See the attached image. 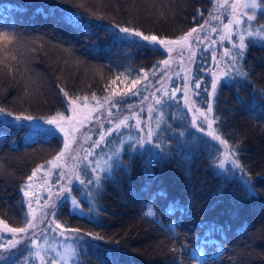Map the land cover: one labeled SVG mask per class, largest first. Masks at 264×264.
Segmentation results:
<instances>
[{"label":"trees","instance_id":"1","mask_svg":"<svg viewBox=\"0 0 264 264\" xmlns=\"http://www.w3.org/2000/svg\"><path fill=\"white\" fill-rule=\"evenodd\" d=\"M213 4V0H0V30L10 28V48H14L11 52L9 47H0V108L45 120L67 115L68 99L101 103L108 98L122 101L117 110L124 113L148 98L141 89H132L138 92L135 96L124 94L133 80L139 81L137 86L157 72L164 53L145 41L139 45L116 41L102 29L118 25L147 36L175 39L200 25ZM85 24L92 26L91 35L84 34ZM210 64L206 50L196 55L192 66L194 99L205 107L211 102L213 116L219 117L218 134L230 148H236V158L258 195L244 199L239 174H233L231 166H225L228 171L223 174L213 166L212 159L220 156L219 146L193 129L182 105L180 82L169 81L156 94L166 103L154 102L155 111H149V119L159 121V128L154 125L153 144L159 143L167 153L154 165V176L143 174L137 156L129 176L117 170L113 179L103 181L101 194L95 196L99 211H89V192L96 191L92 185L78 183L72 193L81 202L83 213H74L70 201L59 202L55 222L91 234L86 240L98 245L81 248L78 259H70L68 264H195L180 249L185 244L196 245L206 226L220 229L210 238L222 245V264H264V42L249 44L245 58L239 61L238 68L242 65L247 79L237 77L236 70L214 96L210 95ZM173 92L175 96L170 98ZM127 124L130 127L114 132L103 148L136 132L131 119ZM125 141L120 144L121 159L127 162L131 141ZM62 146L58 132L36 142H26L18 135L14 142L10 137L7 144L0 143V220L5 224L15 222L23 227L29 203L32 208L46 200L47 191L41 189L44 173ZM83 169L87 176L92 175L91 167ZM34 170L36 175L28 181ZM97 174L104 175L101 171ZM55 176L53 182L58 180ZM87 176L81 172V179ZM28 184L29 195L24 197L19 190ZM233 193L238 199H233ZM173 201L188 211L166 214ZM150 202L155 218L144 215ZM60 213L65 220L59 218ZM173 223L177 225L175 239L168 231ZM92 236L102 239L92 240ZM3 237L7 238L0 234V243ZM28 253L20 249V255L2 258L0 264H13L14 259L18 264ZM30 258L28 264H34Z\"/></svg>","mask_w":264,"mask_h":264},{"label":"rangeland","instance_id":"2","mask_svg":"<svg viewBox=\"0 0 264 264\" xmlns=\"http://www.w3.org/2000/svg\"><path fill=\"white\" fill-rule=\"evenodd\" d=\"M213 3V9L210 14L200 25L194 27L197 29V32L193 33V38L188 42L183 44L152 45L145 41L164 53V57L157 72L134 88V91L141 89L143 92H146L148 95L147 99L144 98L140 103L133 105L124 113L118 111L117 107L111 108L107 101L101 103L76 102L73 105L68 104L67 115L56 117L57 123L63 128V131L57 129V132L63 137V146L59 154L64 151L65 155L62 159L57 160L58 154L44 173L45 182L41 189L47 191V198L45 201L31 208L32 213L36 217L33 221L34 227L28 229L27 233H11L4 228L5 223L0 224V234L7 236V238L3 237L4 241L0 244L6 245L10 239L21 241V244L18 246L19 250H12V253L8 254L4 252L3 249H0V256L3 258L7 257L8 259L14 258L20 255V249L35 252L37 250L36 247L31 246V240L34 239L41 248L44 264H51L53 260L56 261V264H64L61 255L58 254L64 256L70 255L68 249L75 244V241L70 239V237L76 235V233L71 230L77 228L75 226L69 228L56 227L55 212L57 207L52 208L51 205L55 203L58 206L60 200L57 199V194L61 186L66 184L74 169L81 170L84 166L96 168L97 164H99L101 168L104 167V161L108 159L117 147H120V139L111 141L110 145L105 148H103V145L106 143L101 144L99 147L93 146V142L100 139L101 125L106 131L108 128L114 127L115 123L128 117V120L131 119L133 121V125L137 130L133 135H122L121 137L125 140H127L129 136L146 137L149 129L154 130V125L157 124V120L156 117L152 118V115V120L149 119V108H152L155 98L157 97L156 94H159L169 81L173 83L180 82L182 105L189 116V122L192 127L193 118H197V126L193 127V129L212 140L211 137L207 135V132L210 130L208 128V121L200 115L201 112H207L208 106L205 107L202 103L194 99L195 87H193L192 84L193 62L197 54L202 50H206L211 59L208 70L211 82L214 78L222 79L225 72L230 74V78L237 70L240 61H233V57L238 50L233 45H239V35L244 34L243 29L249 26L247 23H242L237 26L233 22L230 28L226 29L225 25L229 24L230 20L246 21L244 13L251 12L250 9H244L241 6L243 0H229L228 5L225 7H219V0H213ZM232 3L237 5L235 9L231 7ZM105 9L107 10L106 7ZM258 21L259 24H264V17H259ZM201 26H203V28H201ZM255 26L254 24L253 30ZM0 32H6L10 36L13 34L10 28L7 27H3ZM196 36H199V40L195 39ZM177 39L178 38H158V40L165 41H174ZM10 44H12V41L9 43L8 41L0 40V47L10 48ZM13 49L11 50L10 48V51L13 52ZM169 49L171 50L169 51ZM165 60L168 61L167 64L163 63ZM109 112H111V115H109ZM211 115L213 116V113ZM109 121L112 123H109ZM213 128L216 129V123L213 124ZM88 137H91V139H87ZM66 138L69 142V148L67 150H65L64 147ZM214 142L220 148L221 152L219 157H221V154L225 152V146L221 145L218 141ZM89 150H91L92 155L87 156V159H85ZM226 166L231 165L226 164ZM99 171L100 168H97V173ZM236 174L240 175L239 172H236ZM54 176L58 178L56 182H53ZM73 183L76 185L79 182L73 180ZM58 216L61 220L66 219L63 213H60ZM29 219H32L31 215H29ZM7 225L9 228H21L15 222H11ZM61 233H63V235H61ZM79 234L85 235L81 230H79ZM86 237L88 236L86 235L85 238ZM25 242L27 243V247L25 246ZM25 256H28V254ZM30 259L32 261L35 260L34 264H41V261L37 258L31 257ZM13 261L15 262V259ZM28 261L29 258L25 262L23 256L17 260V263L28 264ZM69 261L70 259L68 262ZM14 262L13 264H15Z\"/></svg>","mask_w":264,"mask_h":264},{"label":"snow or ice","instance_id":"3","mask_svg":"<svg viewBox=\"0 0 264 264\" xmlns=\"http://www.w3.org/2000/svg\"><path fill=\"white\" fill-rule=\"evenodd\" d=\"M229 3V0H219V7H225ZM244 9H250L251 12H245L244 16H246V21L243 20H235L229 21V24L225 25L226 29L230 28V25L233 24V22L239 26L242 23H247L248 28L243 29L244 34L239 35V45H233L235 48H237V52L235 56L233 57V61L236 60H243L245 58V52L249 46V44H255L256 42H264V24H259L258 18L264 17V0H243V3L241 5ZM231 7L235 9L237 5L235 3L231 4ZM39 11V10H38ZM82 19V18H81ZM70 23H75V21H70ZM256 25L253 30V25ZM91 25L85 24L83 26V32L85 35H91L89 32V28H91ZM203 28V26H201ZM118 29V31L116 30ZM103 31L109 32L112 39L116 41L121 42H129L133 44L139 45L140 41H147L151 43L152 45H167V44H183L188 42L190 39L193 38V33L197 32L196 28L191 29L188 33L184 34L183 36L179 37L177 40H158V38L153 36H147L143 35L142 32L132 29L130 27H121L118 25H113L112 29L109 30L107 28L102 29ZM215 30V29H213ZM139 38V41L135 38ZM12 37L6 33V32H0V40H5L11 43ZM195 39L199 40V36H196ZM171 49H169L170 51ZM163 63L167 64L168 61L165 60ZM230 74L228 72L224 73V76L222 79H216L214 78L212 80V93L210 95L214 96L218 86L221 84H224L227 86L226 82L229 81ZM236 76L240 77L242 79H247L248 73L242 70V65L237 69ZM139 83L138 80L132 81V86L129 88L128 93H125L124 95L127 96L129 93L133 96L137 95L138 92H133L132 89L135 88L136 84ZM197 87H199V83L197 82ZM61 92L64 93L65 97H68V93L61 88ZM164 96H167V93L163 94ZM175 93L173 92L170 98H174ZM95 99V96L93 97ZM80 98L76 97L75 99H68V104L73 105L75 104ZM87 99L86 97L84 98ZM106 101L109 103L111 108L119 107L122 104V101L120 100H110L108 98H105ZM147 99V98H145ZM99 103V101H98ZM155 103L157 105H163L166 103V101L162 97H156ZM149 111H155L154 108H149ZM199 111V110H197ZM213 112V105L211 103L208 104L207 112H201L200 115L204 117L205 120L208 121V128L210 129L207 132V135L211 137L213 141H218L221 145L225 146V152L221 154V157H214L212 159L213 166L220 170L221 174L227 172L226 164L231 165V172L235 174L236 172H239V183L241 186V189L244 191V199H250L255 198L258 193L256 192L254 182L251 180L249 174L244 169L243 165L240 163V161L236 158V148L235 147H228V142L221 138V136L218 134L217 129L213 128V124L216 123L219 120L218 116H212ZM58 116L61 114H57ZM109 115H111V112H109ZM62 118V117H61ZM128 117H125L123 120H120L119 122L114 124V127L108 128L106 131L103 129V126L101 125V134L100 139L93 142L94 147H99L101 144L107 143V137H111L114 132L119 133L121 127H130V125L127 124ZM109 123H112L109 121ZM197 126V118H193V127ZM157 127L159 128V121L157 122ZM0 129H10V132L0 131V143L7 144L9 141V138H14L16 136H20V138L24 141H32L36 142L39 138L42 137H54L56 135L57 129L60 131H63V128L60 127V125L57 123L56 117H52L47 120H42L38 117H33L29 115H14L11 112H6L5 109L0 108ZM202 130V129H201ZM75 131V129H74ZM22 134V135H21ZM156 135V133L149 129L147 136H140V137H132L129 136L127 138L128 141H131V143L128 144L129 152H128V161L125 162L123 159H121V152L122 147H117L114 152L108 157L106 161H104V167H100L99 164H97L96 168H92L91 176H87V169L83 170H76L74 169L72 172L71 177L67 180L65 185L61 186V189L59 193L57 194V199L61 202H67L70 201L72 205V211L74 213H83V208L81 207V202L72 195L73 191L75 190V185L73 183V180L78 181L80 185H92L93 189H95V193L93 194L91 191L89 192L90 197V203L91 207L89 209L90 212L92 211H99L95 205V196H98L101 194V190L103 189V181L105 180H111L113 179V174L117 170L122 172L125 176H129L131 174V171L133 169V166L135 164V157H139L141 159V168L142 172L147 177L154 176L153 168L154 165L159 162L161 159H163L164 156L167 155L166 152H164L163 149H161V145L159 143L153 144V137ZM182 135V134H181ZM87 139H91V137H88ZM126 143L125 139L121 137L120 144L124 145ZM145 145H150L151 147L146 148ZM65 150L69 148V142L67 138L65 139ZM153 149H161L160 152H155ZM65 152L62 151L58 156L57 160H60L64 157ZM92 155L91 150L88 151L87 155L85 156V159H87V156ZM145 155H148V159H144L143 157ZM51 164L52 162L49 161ZM97 168H100V171L104 173V175L97 174ZM38 170V169H37ZM34 170L32 173V176H29L27 179L28 181H31L33 179V176L36 175V171ZM84 172V174L87 176V179H81V172ZM31 185H22L20 188V192L23 193L24 197H27L29 195L28 191H26L27 187H30ZM158 195H165L163 193H158ZM233 199H238L236 197L235 193H233ZM23 204V201L20 202ZM52 208L57 207V204L53 203L51 205ZM29 213L25 214V226L21 228H9L7 224H4L3 220H0V224H4V228L11 233H27L28 229L34 227L33 221L35 220V215L31 211V205L29 203ZM187 208L184 205L179 204L176 201H173L168 204V206L165 209L166 214H173L175 212H180L181 215L185 214L187 212ZM31 215L32 219H27V217ZM144 215L147 217H156V211L154 207L152 206V203L150 202L147 205V210L144 212ZM57 228H60L61 225L57 224ZM177 225L175 223L170 224L168 227V231L172 235V237L175 239L178 237V233L176 232ZM206 232L201 237L199 242L189 247L187 244L182 245L180 251L182 255H188L189 259L191 261H194L195 264H213L214 261H218L219 264H222L221 257L223 255V248L222 245H219L216 243L215 240L210 238V234L220 231V229L216 226H206ZM72 232L76 233L73 237H70V239H73L76 243L69 247L68 252L70 253L69 256L61 255V259L64 261V264H68V260H77L80 256L81 248H97L98 245L92 243L89 240H86V235L91 234H85L80 235L78 229H72ZM63 235V233H61ZM102 237L100 236H92V240H101ZM21 244L20 240L17 239H10L6 245L0 244V249H3L4 252L11 254L12 250H19L18 246ZM25 246L27 247V243L25 242ZM31 246L36 247L35 252L29 251L28 256H24V261L26 262L29 258V256L37 258L41 261V264H44V258L41 255V248L39 245H37L36 240H31ZM173 251H176L174 248ZM213 254H209V253ZM3 257L0 256V259ZM51 264H56V261L53 260Z\"/></svg>","mask_w":264,"mask_h":264}]
</instances>
